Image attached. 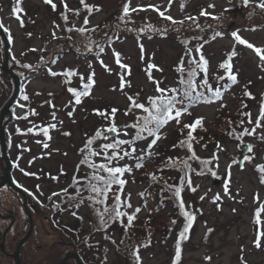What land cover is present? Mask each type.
<instances>
[{
	"label": "rangeland",
	"instance_id": "1",
	"mask_svg": "<svg viewBox=\"0 0 264 264\" xmlns=\"http://www.w3.org/2000/svg\"><path fill=\"white\" fill-rule=\"evenodd\" d=\"M52 2L57 6L55 10L44 0H20L19 4L15 0H0V21L9 29L5 32L7 38L9 34L13 37L11 41L8 39V64L21 79L19 95L11 107L12 117L6 125V146L13 178L25 191L27 189L26 203L33 218V230L19 251L21 264H55L70 251L79 254L83 264H137V255L139 264H174L177 243L181 247L178 264H264V210H261L259 223H255V211L264 203V183H261V174L256 168L264 163L261 159L264 120L253 135H242L244 129L255 127L260 106L264 103V65L252 49L235 43L231 35L237 32L264 50V10L258 7L261 0H249V9L243 17L232 16L231 9L244 4V0H171V3L169 0H130V7L137 11L130 12L123 21L120 19L123 6L129 0H85L89 7L100 9L91 13L80 0ZM64 3L71 10H79V15L73 11L67 13V23L61 15L65 11ZM210 4L215 7L209 8ZM14 7L22 9L18 15L23 20V27L13 15ZM202 10L209 15L201 16ZM160 12L173 20L184 21V24L174 25L161 17ZM85 17L87 24H84ZM186 17H195L196 21ZM230 21L235 24L227 28ZM73 26L88 31L83 34L66 31ZM216 32L222 35L213 39ZM185 40L187 45L183 43ZM200 44L204 45L202 51L209 61L208 84L214 89H223L221 96L215 97L206 86L200 87L203 73H198L195 78L197 93H204V98L191 103L179 124L173 120L162 126L158 132L160 139L149 148L154 137L144 133L143 139H135L136 129L129 127L143 113L137 109L125 114L130 104L127 96L147 104L148 97L158 95L154 81L160 82L161 88L180 87V73L176 69L181 58L187 69V49H192V56H196L195 48ZM100 47L104 48L103 52ZM233 48L237 53L232 59L233 72L237 75L235 83L227 80L225 70L219 67ZM115 52L120 53L121 62L131 70L125 77L130 81V87L126 85L123 90L120 88L121 75L127 69L116 63ZM2 59L1 41L0 67ZM101 60L110 71L101 65ZM149 64L162 69L151 70L152 80L146 71ZM49 69L56 73L75 70L78 75L72 77L69 84L62 75H50ZM92 72L95 73V84L90 94L82 97L77 105L67 89L81 90L82 83L87 82ZM222 76L225 79L219 80ZM184 78L187 79L186 74ZM12 89V79L0 69V109ZM246 92L251 93V98L245 95ZM112 108L118 109L112 122L120 134L117 137L107 133L109 139L97 138L92 148L100 151V146L112 142L113 138L132 141L121 146L124 151L127 147L129 155L121 161H113V165L126 160L121 166L131 168V172L122 177L127 183L120 195L122 201L131 204V208L126 207V213L133 214L136 208L140 209L135 213L141 217L135 222L141 223L139 226L126 228L127 218H121L123 223L117 220L119 224L115 227L102 225L95 211L102 206L94 205L87 191L77 196L73 185V177L83 186L87 183L84 178L92 172L87 165L80 164L87 152L80 150L87 139L98 130L103 132L110 123L95 110L110 113ZM32 110L36 115L31 114ZM245 113H250L251 123ZM201 117L202 124L192 131L193 151L201 159L211 161L208 168L216 173V177L207 170L198 175L202 168L200 161L188 159L192 153L186 146H179L191 130L184 125H192ZM53 123L56 128L49 129L50 140L42 133L35 134V129L34 133L27 132L34 125L44 127ZM44 142L48 148L43 147ZM249 144L253 146L251 153L247 150ZM213 154L216 160L212 159ZM244 155L254 159L244 161ZM141 157L143 166L137 168ZM169 158L177 164L187 160L192 169L187 176L196 187L193 192L185 185L181 192L185 211L195 216L183 240L180 233L186 220L168 185L178 186L184 173L179 167H173ZM91 160L97 164L106 162L103 156H94ZM26 172L35 175H25ZM3 176L0 158V181ZM226 183L229 195L224 194ZM117 188L114 185L109 193L106 201L109 209ZM64 189L67 194L63 193ZM53 193L60 195L53 196ZM217 194L221 200L214 203ZM201 196L205 199L201 200ZM22 204V196L12 188H0V214L3 216L0 217V242L4 229L11 222L10 216L15 220L5 235L3 248L0 247V264H15L2 249L12 253L28 230L29 221ZM258 236L259 248L254 244ZM66 264L77 263L70 258Z\"/></svg>",
	"mask_w": 264,
	"mask_h": 264
},
{
	"label": "snow or ice",
	"instance_id": "2",
	"mask_svg": "<svg viewBox=\"0 0 264 264\" xmlns=\"http://www.w3.org/2000/svg\"><path fill=\"white\" fill-rule=\"evenodd\" d=\"M63 2V0H62ZM15 3L19 4L20 0H15ZM45 4H50L52 9H56V4L52 2V0H44ZM81 5H83L89 13H91L93 10L95 11H100L98 7L93 9L92 7H89L86 3L85 0H80ZM169 3H171V0H169ZM249 3V0H244V4L247 5ZM153 7V6H149ZM184 5H181V8L183 9ZM215 7L214 5H209V8ZM262 10H264V0H261L260 4L258 5ZM64 13H62V19L65 21V23L68 22V15L67 13L69 11H73L75 15H79V10H71L68 8L67 4L64 3ZM22 11V9H18L16 7L13 8L12 12L13 15L19 20L21 27H23V20L20 19V16L18 13ZM137 11V8H131L130 7V0L129 2H126L123 6V11H122V16L120 19L123 21L126 17L129 16L130 12H135ZM159 15L163 17L166 20L172 21L174 25H183L184 21H176L173 20L171 16H166L164 12H160ZM201 16H206L209 15L206 11L202 10L200 13ZM213 19H218V17H212ZM187 20H191L193 22L196 21L195 17H186ZM88 23V18L85 17L84 24ZM56 27H59L58 25ZM197 27L199 25L197 24ZM0 28H3L5 32H9V29L5 27L2 21H0ZM78 31L79 33L83 34L88 29L84 27L80 28H67L66 31ZM94 30V29H93ZM29 36H31V33H28ZM53 38H56L55 31L53 32ZM222 34L220 32H216L215 35L213 36V39H215L217 36H221ZM232 37L234 38L235 43L239 45H244L248 49H252L256 55L259 57L261 61V65H264V50H262L259 47L254 46L252 43L247 41L246 39L242 38L237 32H232L231 33ZM71 37H69L70 39ZM9 41L13 39V37L9 34L8 36ZM185 45H187V41H183ZM204 45L200 44L195 48L196 56H192V49H187L186 55L189 56L188 59V65L189 67L185 69L184 67V59L181 58V61L177 67V72L180 73V79H179V85L180 87L178 88H161L159 86L158 81H154L156 84L155 91L158 93V95L148 97L147 99V104L141 103L138 101V99L134 96H127V99L130 101L128 110L126 111V115L129 113H134V110H141L142 115H139L136 117V122L129 125V127L136 129V135L135 139H143L144 133H147L149 137H154V139L151 140V143L149 144V148L154 146L157 142V140L160 139V136L158 135L159 129L168 124L170 121L175 120L177 124L180 123V117L188 112V107L193 103L194 101L200 99L202 97L201 93H197V84L195 83V78L198 73H203V79L201 81L200 87H207L208 91L212 92L211 86L208 84V72H209V61L203 54V49ZM31 51H35V49H31ZM104 48L100 47V52H103ZM141 52H143V46L141 45ZM237 55L235 48L227 55V58L225 61H223L219 67L225 70V75L227 77V80L231 81L232 83L237 82V75L233 72V63L232 59ZM114 56L116 58V63L122 68V69H127L126 73L124 75H121V84L120 88L121 90L124 89V87L127 85L130 87V81L126 80V76L131 74L130 67L126 64H123L121 62L120 58V53L115 52ZM55 63V61H53ZM101 65L105 67L106 70L110 71L108 69L107 65H104L103 61H100ZM24 67H30L29 65H24ZM153 68H156L158 71H162V69H159L156 65L154 64H149L147 68V73H148V78L149 80H152L153 77L151 75V70ZM49 73L52 76H57V75H62L64 76L65 83H71V78L74 76H77L78 73L75 70H65L62 73H56L52 72L51 69H49ZM185 74L187 76V79H185ZM95 73L92 72L86 83H82L81 85V90H77L76 88L68 87L67 91L70 92L74 99H75V104H80L81 103V98L84 96H88L90 94L91 88L95 84L94 80ZM81 81H83V77H80ZM219 80L225 79V77H218ZM227 87V85H225ZM169 93H171L169 95ZM193 93H196V95H193ZM214 96L215 97H220L221 96V89L220 87H217L214 90ZM246 96H249L251 98V93L246 92ZM138 96V94H137ZM25 100L28 99L27 96L24 97ZM188 101L187 104H185V101ZM205 102H211V101H205ZM181 104L183 107L177 108L176 105ZM96 114L100 115L101 117H104L106 120H109V126L104 129L103 132L101 131H96L95 135L89 139H87L84 147L80 150L82 153H85V150H87L86 154L83 155V158L80 161L81 165H87L91 170V175L86 176L84 179L87 181L86 184L83 186H80V180H78L76 177H73V185L76 186L75 191L77 196L80 195L82 191H87L90 193L89 195V200L93 202L94 205H99L102 207H97L95 208V211L100 219V222L102 225H107L109 220H121V223H123V220L121 218L126 217L127 218V225L125 227H131L133 224V221L135 219V213H138L140 211L139 208L135 209V213L133 214H128L124 211H121L122 207H128L131 208V204L127 201L121 200V195L120 193L123 191L125 184L127 181L123 179L122 177L124 176L125 173H130L131 168L127 166H113V161H119L123 159L124 157L129 155L128 151H124L121 146L126 145V144H131L132 141L130 140H125V139H119V138H113L112 142L104 143L100 146L101 150L100 151H95L92 148V145L94 141L97 138L103 137L104 140H108L109 137L107 136V133H114L118 137L120 134V130L118 127L113 123L112 121L114 120L116 113L118 109L112 108L110 113H107L105 111L101 110H95ZM32 115H36L35 110L31 111ZM69 116L72 115L71 112L68 113ZM244 115L249 117V123H251L250 119V113H245ZM27 119V116L24 117ZM52 118L55 119V113H52ZM264 120V103L261 104L260 106V113H259V118L255 122V127L252 128L251 130L249 129H244L243 134L247 135H253L255 133L256 127L261 126V121ZM203 122V118H198L192 125H184L185 128H190L191 130L187 134V138L185 140H181L179 142L180 147H187V150L192 153L188 159H195L199 160L200 164L202 165V168L200 172H198V175H203L205 174V170L211 172L213 177H216V173L212 171L211 169L208 168V165L211 163L210 160L206 159H201L198 157L195 152L193 151V144L192 140L194 139L192 135V131L195 130L197 125H201ZM62 123V122H61ZM243 123V121H241ZM55 129L56 124H50L48 126L40 127L37 125H34L32 128L27 129L28 133H34V129L37 130L35 134H40L42 133L43 136L47 139L50 140L51 136L49 135V129ZM65 135H70V133H64ZM127 135V133H125ZM37 143H41V141H37ZM48 144L46 142L43 143L44 148H48ZM176 147V145H174ZM219 147V145H217ZM109 150H111V153L109 154ZM247 150L249 153L253 151V146L251 144L247 145ZM132 151H135L133 148ZM122 153V154H121ZM149 155L151 153L149 152ZM94 156H103V159L106 162H102L97 164L96 162L91 160V157ZM213 160H216L217 157L215 154H213L212 157ZM254 159L253 156L250 155H244L243 160L244 161H251ZM143 157H141V162H138L136 164L137 168H140L143 166L142 164ZM170 161H172L173 167H179L180 171L184 173L180 177V184L178 186L175 185H168V189L172 191L174 198L177 200L178 205H179V211L180 214L185 218L186 224L184 226L183 231L180 233V239L183 240L186 238V234L189 232L190 228L192 227L193 221L195 220V216L187 211H185V203L181 199V192L185 185L193 192L196 191V187L192 186L191 179L187 176V172L192 171L191 166L188 164L187 160H182L177 164L175 160L172 158H169ZM79 167V166H78ZM258 172L261 174V183H264V163L258 164L256 166ZM61 172L63 170L61 169ZM25 175H35L34 173H25ZM53 179H56V177H53ZM153 179H155V176H153ZM116 185L118 186L116 192L113 193V205L111 209L106 204L107 199L109 198V193L112 192L113 186ZM39 188V186H37ZM27 191V189H26ZM63 193L67 194V189L62 190ZM224 194L229 195V187L228 184L226 183L224 185ZM60 195L59 193H53V196ZM129 197L131 194H128ZM141 195H143L141 193ZM71 200V197H69ZM201 200L205 199L204 196L200 197ZM221 200V196L217 194L213 198V202H218ZM258 200V198H257ZM83 200H80V203H82ZM78 206V205H77ZM56 207V205H54ZM261 210H264V203H261L260 208L255 211V217L257 218L255 220V223H259V217L261 215ZM235 211V209L233 210ZM73 215H76V213H73ZM175 223V221H173ZM211 231V230H209ZM114 242V241H113ZM254 244L256 247L261 246V242L258 236V239L254 241ZM181 259V247L180 244L177 243L176 249H175V259H174V264H178V262ZM206 259H210L206 257ZM137 264H139V256H136Z\"/></svg>",
	"mask_w": 264,
	"mask_h": 264
},
{
	"label": "water",
	"instance_id": "3",
	"mask_svg": "<svg viewBox=\"0 0 264 264\" xmlns=\"http://www.w3.org/2000/svg\"><path fill=\"white\" fill-rule=\"evenodd\" d=\"M0 37L2 38L4 42V60L2 63V71L4 73H7L11 76L13 80V91L9 99L6 101V103L3 105L1 111H0V148H1V160L3 162V168L5 170L3 180L0 182V187L3 186L4 184H7L8 186L12 187L16 191H18L22 197H23V208L27 214L28 220H29V228L27 233L18 241L14 251L9 254L15 261V264H21V260L18 256L19 249L21 245L28 239L30 236L32 230H33V218L32 214L29 211V208L26 203V197L23 193V191L17 187L12 180L11 177V163L7 155V149H6V144H5V125L8 123V121L11 119V112H10V106L13 104L15 98L17 97L18 91H19V85H20V79L19 77L12 71L11 68L8 67V41L6 38V35L4 33V30L0 28ZM5 115H9V118L4 120ZM261 159L264 162V151L261 153ZM8 229V228H7ZM7 229L3 232L2 235V240L0 243V247L3 248L4 245V240H5V234L7 232ZM70 258H74L77 264H83L81 258L79 255L73 251L68 252L59 262L55 264H65L67 260Z\"/></svg>",
	"mask_w": 264,
	"mask_h": 264
},
{
	"label": "trees",
	"instance_id": "4",
	"mask_svg": "<svg viewBox=\"0 0 264 264\" xmlns=\"http://www.w3.org/2000/svg\"><path fill=\"white\" fill-rule=\"evenodd\" d=\"M201 98H204V95L201 97ZM199 100V99H198ZM198 100H196V101H198ZM126 149H127V147H126ZM126 149H125V151H126ZM122 160V159H121ZM121 160H119V161H121ZM129 160V159H128ZM124 162H126V160L124 161ZM123 162V163H124ZM123 163H121V162H117V163H115L113 166H121ZM122 200V199H121ZM112 205H113V203H111L110 204V206L112 207ZM121 211H124V212H127V209H126V207H122L121 208ZM80 217V216H79ZM83 217V216H82ZM84 218V217H83ZM123 220H126V217H123L122 218ZM137 219H141V217H138L137 215H135V219H134V221H133V224H132V226H139L141 223H135L136 221H137ZM81 220V219H80ZM83 221V220H82ZM117 224H119L118 223V221L117 220H109V222H108V224H107V228H109V227H115Z\"/></svg>",
	"mask_w": 264,
	"mask_h": 264
},
{
	"label": "flooded vegetation",
	"instance_id": "5",
	"mask_svg": "<svg viewBox=\"0 0 264 264\" xmlns=\"http://www.w3.org/2000/svg\"><path fill=\"white\" fill-rule=\"evenodd\" d=\"M249 9V5H244L241 4L239 7H234L233 9H231V14L232 16H240L243 17L244 14L248 11ZM235 22L234 21H230L227 25V28L234 26Z\"/></svg>",
	"mask_w": 264,
	"mask_h": 264
}]
</instances>
